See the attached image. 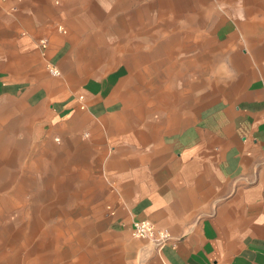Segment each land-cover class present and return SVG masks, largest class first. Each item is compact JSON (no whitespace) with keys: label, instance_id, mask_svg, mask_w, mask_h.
I'll use <instances>...</instances> for the list:
<instances>
[{"label":"rangeland","instance_id":"374dc122","mask_svg":"<svg viewBox=\"0 0 264 264\" xmlns=\"http://www.w3.org/2000/svg\"><path fill=\"white\" fill-rule=\"evenodd\" d=\"M263 46L264 0H0V264H145L112 172L262 108Z\"/></svg>","mask_w":264,"mask_h":264},{"label":"crops","instance_id":"0c3cea01","mask_svg":"<svg viewBox=\"0 0 264 264\" xmlns=\"http://www.w3.org/2000/svg\"><path fill=\"white\" fill-rule=\"evenodd\" d=\"M127 66L135 74V62ZM236 112L249 117L208 129L192 154L112 172V229L130 233L149 219L170 231L168 245L141 253L145 264H264V106Z\"/></svg>","mask_w":264,"mask_h":264},{"label":"built area","instance_id":"2783aa9c","mask_svg":"<svg viewBox=\"0 0 264 264\" xmlns=\"http://www.w3.org/2000/svg\"><path fill=\"white\" fill-rule=\"evenodd\" d=\"M41 45L45 47L46 41L41 40ZM47 68L52 75L57 76L59 74L56 66L49 64ZM79 99L82 100L83 96H80ZM131 235L136 239L148 241L157 250L162 249L171 241L170 231L166 227L155 225L149 219L134 221L131 227Z\"/></svg>","mask_w":264,"mask_h":264},{"label":"bare ground","instance_id":"6f19581e","mask_svg":"<svg viewBox=\"0 0 264 264\" xmlns=\"http://www.w3.org/2000/svg\"><path fill=\"white\" fill-rule=\"evenodd\" d=\"M58 72H59V70H58ZM51 74V73H50ZM52 75V74H51ZM54 76V75H53Z\"/></svg>","mask_w":264,"mask_h":264}]
</instances>
